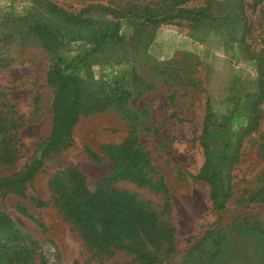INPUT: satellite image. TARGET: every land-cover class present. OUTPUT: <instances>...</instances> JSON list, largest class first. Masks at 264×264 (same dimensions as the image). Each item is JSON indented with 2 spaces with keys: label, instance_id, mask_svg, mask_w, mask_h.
Here are the masks:
<instances>
[{
  "label": "rangeland",
  "instance_id": "rangeland-1",
  "mask_svg": "<svg viewBox=\"0 0 264 264\" xmlns=\"http://www.w3.org/2000/svg\"><path fill=\"white\" fill-rule=\"evenodd\" d=\"M73 58L80 114L41 154ZM0 127V180L43 159L0 189V264H264V0H0ZM126 142L154 188L99 193Z\"/></svg>",
  "mask_w": 264,
  "mask_h": 264
},
{
  "label": "trees",
  "instance_id": "trees-1",
  "mask_svg": "<svg viewBox=\"0 0 264 264\" xmlns=\"http://www.w3.org/2000/svg\"><path fill=\"white\" fill-rule=\"evenodd\" d=\"M180 15H186L187 17H204L202 13H197L194 11H187V10L179 11L176 16H180ZM173 17H175V15H166L163 17L149 18L147 19V22L154 24L171 19ZM35 29L37 31H42L43 33H49L48 29L42 30L40 26L35 27ZM109 39L122 40L123 36L118 35V33L114 31H109L108 29L101 31V33L98 36L96 46L100 48L101 46L106 44ZM61 60L62 59L58 60V64L54 66L52 72V76L58 86V97H59L58 105H57L56 122L51 137L47 141V143H45V145L43 146L41 154L46 152L48 149L59 145L61 141L64 139L71 140L73 127L78 119L81 110L79 80L74 75L68 72L71 71L73 66H75L77 62V58H73L70 61H66V63H63L64 60L62 61ZM127 97H131V94L128 93ZM209 112H210V108L207 107L206 113L209 114ZM5 128L0 127V133L4 132ZM130 144L131 142H126L125 145L110 147L109 155H111V159L113 161L115 170L109 178H107L102 182L99 193L102 192L103 188H109L118 182H131L137 184L138 186L154 188V185H151V183L149 182L150 180L147 178L146 174L144 175L138 168L134 166V160L140 157V151L133 150ZM9 149L10 150L8 152L12 153L13 152L11 150L12 148L9 147ZM222 158L223 159L227 158L226 153H223ZM126 159L130 160L127 164L123 163V160ZM42 160L43 159L41 158L40 155V157L36 159L33 165L29 166L22 173L15 175L12 179L6 178L0 180V189L5 188L7 191L19 195L21 193L19 187L23 186L25 183H27L33 178L34 174L42 166ZM206 162H208V160ZM198 178L211 183V185L213 186V192L211 197L214 201V205L218 209H221L223 207V203L219 202L218 199L219 195L217 192L218 186L216 185V181L221 182V172L212 173L211 175H209V173L206 171V166H204L202 172L198 175ZM13 186L16 187L13 188ZM61 200L66 212H69L74 208V205L72 204L73 202L71 201L70 198H65L62 195ZM80 212L86 215L85 212L83 211ZM13 236H16L15 231L13 232ZM18 236L16 238H18ZM137 254L141 259L147 260L148 263L150 264L153 263L151 254L144 252Z\"/></svg>",
  "mask_w": 264,
  "mask_h": 264
},
{
  "label": "crops",
  "instance_id": "crops-1",
  "mask_svg": "<svg viewBox=\"0 0 264 264\" xmlns=\"http://www.w3.org/2000/svg\"><path fill=\"white\" fill-rule=\"evenodd\" d=\"M139 97V96H138Z\"/></svg>",
  "mask_w": 264,
  "mask_h": 264
}]
</instances>
